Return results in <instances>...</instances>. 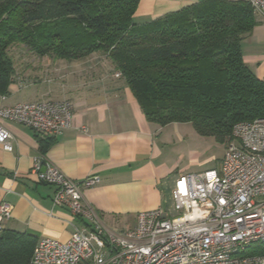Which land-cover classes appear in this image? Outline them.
I'll list each match as a JSON object with an SVG mask.
<instances>
[{"label": "crops", "instance_id": "crops-1", "mask_svg": "<svg viewBox=\"0 0 264 264\" xmlns=\"http://www.w3.org/2000/svg\"><path fill=\"white\" fill-rule=\"evenodd\" d=\"M198 1L140 0L134 20L149 22ZM255 16L257 24L241 45L246 64L264 79V17L256 12ZM101 57L95 52L77 59L50 58L26 71L15 69L9 94L0 95L3 106L62 99L73 104L71 127L57 136L2 120L12 133L13 147L6 150L0 145V203L12 206L3 229L62 242L77 228L94 229V220L53 204L55 187L39 182L32 172L38 154L71 179L100 177L82 192L108 237L133 226L141 211L161 208L167 215L177 179L213 169L206 168L207 160L195 148L198 133L193 124L149 121L126 80Z\"/></svg>", "mask_w": 264, "mask_h": 264}, {"label": "trees", "instance_id": "trees-1", "mask_svg": "<svg viewBox=\"0 0 264 264\" xmlns=\"http://www.w3.org/2000/svg\"><path fill=\"white\" fill-rule=\"evenodd\" d=\"M139 1L0 0V95L15 73L9 49L22 44L55 59L105 54L159 125L190 122L229 140L235 123L264 117V79L241 45L257 24L248 0H200L145 23L134 20ZM38 240L3 229L0 264H32ZM245 253L264 254V243Z\"/></svg>", "mask_w": 264, "mask_h": 264}, {"label": "built area", "instance_id": "built-area-1", "mask_svg": "<svg viewBox=\"0 0 264 264\" xmlns=\"http://www.w3.org/2000/svg\"><path fill=\"white\" fill-rule=\"evenodd\" d=\"M248 1L264 17V0ZM3 119L57 136L71 127L73 104L62 99L0 105V145L12 150V133ZM32 172L55 187L54 205L95 222L90 231L75 229L66 242L39 239L32 264H264V254L245 253L250 245L264 243V117L234 124L219 167L177 179L176 216L164 215L161 208L141 211L133 226L111 237L84 202L82 188L97 184L98 175L71 179L42 154ZM11 211V204L0 203V232Z\"/></svg>", "mask_w": 264, "mask_h": 264}, {"label": "rangeland", "instance_id": "rangeland-1", "mask_svg": "<svg viewBox=\"0 0 264 264\" xmlns=\"http://www.w3.org/2000/svg\"><path fill=\"white\" fill-rule=\"evenodd\" d=\"M9 53L14 61L15 69L17 71H21L22 69L26 71L29 66H33L39 61L48 60L50 58L52 59L51 55L40 57L22 44L11 46ZM99 53L103 60L108 59L105 54L101 52ZM107 61H109V59ZM193 142L195 148L200 152L201 159L207 160L206 168L219 166L221 160L227 152L228 140L221 139L216 135L205 136L198 133ZM177 214L178 212L175 209L174 203H172L168 206L167 215L176 216Z\"/></svg>", "mask_w": 264, "mask_h": 264}]
</instances>
